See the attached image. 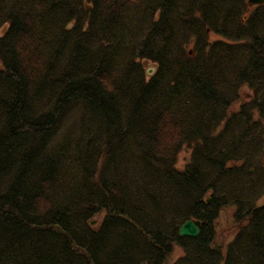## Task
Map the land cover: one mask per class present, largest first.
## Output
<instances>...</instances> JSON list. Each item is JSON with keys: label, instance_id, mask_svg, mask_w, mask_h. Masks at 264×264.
Instances as JSON below:
<instances>
[{"label": "trees", "instance_id": "16d2710c", "mask_svg": "<svg viewBox=\"0 0 264 264\" xmlns=\"http://www.w3.org/2000/svg\"><path fill=\"white\" fill-rule=\"evenodd\" d=\"M263 118L264 4L0 0V264H264Z\"/></svg>", "mask_w": 264, "mask_h": 264}, {"label": "rangeland", "instance_id": "374dc122", "mask_svg": "<svg viewBox=\"0 0 264 264\" xmlns=\"http://www.w3.org/2000/svg\"><path fill=\"white\" fill-rule=\"evenodd\" d=\"M211 38H214V34H211ZM151 64L146 63L145 67L150 66ZM241 93V100H248L250 102V93L246 91V87H242L240 90ZM263 122V131H264V118L262 119ZM191 149L184 146L180 153L178 154L177 158V164L176 167L178 169H182L184 165L188 162L190 157ZM260 154L256 155L252 160L255 162H259ZM257 165L255 164L253 167H246L242 168L243 170L250 168L252 170L251 173L256 171L255 168ZM262 166V165H261ZM264 167V165H263ZM241 169V168H240ZM240 175H238V178L240 179ZM260 188H257L254 195H250V200L252 201V204L261 205L264 203V176H260ZM238 179V180H239ZM256 197V199H255ZM254 204V205H255ZM238 214V204L235 203V201L232 199H228L225 204H222L218 207L216 217L212 221V229L214 234V246H219L220 249H223L234 237L236 231H239V228L235 229L234 222H236V215ZM96 219V217L94 218ZM92 219L91 221H93ZM191 221L194 222V219H191ZM98 221L93 226H97ZM236 230V231H235ZM182 254V250L178 247H174L170 251V255L168 257V260L166 262L171 263L178 259V257Z\"/></svg>", "mask_w": 264, "mask_h": 264}, {"label": "water", "instance_id": "95a60500", "mask_svg": "<svg viewBox=\"0 0 264 264\" xmlns=\"http://www.w3.org/2000/svg\"><path fill=\"white\" fill-rule=\"evenodd\" d=\"M248 3L250 5H259V4H262L264 3V0H248ZM85 5H87L85 3ZM154 72V66L153 65H150L148 67H146V74L148 76H151ZM94 223V222H92ZM199 224V221H191V220H188L186 222H184L180 227H179V230H178V234L179 236H182V237H190V238H195L199 235L200 231H199V228H198V225Z\"/></svg>", "mask_w": 264, "mask_h": 264}]
</instances>
